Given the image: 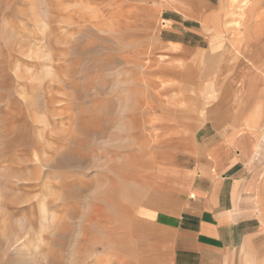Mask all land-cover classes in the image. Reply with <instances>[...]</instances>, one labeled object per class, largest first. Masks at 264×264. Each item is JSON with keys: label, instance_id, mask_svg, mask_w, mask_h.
Masks as SVG:
<instances>
[{"label": "rangeland", "instance_id": "374dc122", "mask_svg": "<svg viewBox=\"0 0 264 264\" xmlns=\"http://www.w3.org/2000/svg\"><path fill=\"white\" fill-rule=\"evenodd\" d=\"M243 10L254 42L264 0H0V264H74L82 238L85 264H172L212 144L231 153L222 170L237 162V215L250 217L232 264H264V103L258 121L237 117L264 74L225 44Z\"/></svg>", "mask_w": 264, "mask_h": 264}, {"label": "crops", "instance_id": "0c3cea01", "mask_svg": "<svg viewBox=\"0 0 264 264\" xmlns=\"http://www.w3.org/2000/svg\"><path fill=\"white\" fill-rule=\"evenodd\" d=\"M212 144L205 154V163L195 170L189 200L184 202L176 238L173 243L172 264H232L237 246L231 237L238 234V216L235 195L240 193L241 179L232 171L231 153ZM218 156H228L218 160ZM246 217V218H245ZM237 232V234H236Z\"/></svg>", "mask_w": 264, "mask_h": 264}, {"label": "bare ground", "instance_id": "6f19581e", "mask_svg": "<svg viewBox=\"0 0 264 264\" xmlns=\"http://www.w3.org/2000/svg\"><path fill=\"white\" fill-rule=\"evenodd\" d=\"M109 5V4H108ZM248 11H250V8L248 9ZM227 14V13H226ZM224 15V14H223ZM238 18L237 19H235V22H234V24H235V26L233 25V27H234V33H233V35H232V37L230 38V39H227V42H225V44L227 43L228 45V48L227 49H229V50H227V51H232V52H234V53H236V54H241V56H242V59L240 60V62L238 63V66H240L242 63H243V65L245 66V64L244 63H246V61L247 62H249L250 63V66L252 67V66H254V68L256 69V73H257V75H256V77H259V73H258V71H261L263 74H264V45H261L260 44V42H261V40H263L264 39V36H262L261 35V32H260V24H258L257 22L255 23V25H254V27H253V34H254V36H255V41L253 42V40H251V38H250V32H251V27L249 26V19H248V17H247V14H246V11H242V12H239L238 14ZM264 16V14L263 13H257L256 12V14H255V18L256 19H258V18H261V17H263ZM83 18V17H82ZM92 24V23H91ZM215 26V25H214ZM218 29H219V31H218ZM231 29H232V27H231ZM214 30V29H213ZM221 31H223V27H220V28H217V27H215V32H221ZM231 32V31H230ZM91 42V41H90ZM208 43H209V51H214V49H218L219 47H220V45L222 44L221 42H220V40H219V38L218 37H216L214 34L213 35H211L210 37H209V40H208ZM221 43V44H220ZM92 49V48H91ZM94 49V48H93ZM231 52V53H232ZM248 52V53H247ZM227 53V55H228V52H226ZM226 53L225 54H223V55H226ZM230 53V52H229ZM190 54V53H189ZM238 55H236V56H238ZM234 56V55H233ZM248 56V57H247ZM231 57V56H230ZM189 58V57H188ZM196 58V57H195ZM198 59V58H197ZM236 59V58H235ZM243 59H246V61L244 62L243 61ZM64 60H66L65 58H64ZM102 60V59H101ZM202 60V59H201ZM201 62V61H200ZM258 64V65H257ZM182 65V64H181ZM180 65V66H181ZM195 66V65H194ZM242 66V65H241ZM240 66V67H241ZM66 67H68L67 65H66ZM235 67V66H234ZM67 69V68H66ZM254 69V70H255ZM197 70V69H196ZM226 70V69H225ZM125 71V70H124ZM181 71V70H180ZM179 71V72H180ZM183 71V70H182ZM66 72V71H65ZM244 73V71H242V74ZM255 73V74H256ZM119 74H121V73H119ZM125 74V73H124ZM186 75H188V74H186V71H184V74H183V76L184 77H186ZM233 75H235L234 73H233ZM121 76V75H120ZM194 76V75H193ZM243 76V75H242ZM241 75H240V77L241 78H244L245 76H243L242 77ZM136 77V76H135ZM98 79H99V81H100V76H98L97 77ZM122 78V77H121ZM63 79V78H62ZM136 79L137 78H135V82H136ZM143 79V78H142ZM141 79V80H142ZM249 79H251V78H249ZM253 79V78H252ZM140 80V79H139ZM232 80V79H231ZM246 80V78H244V80H241V82H242V85L243 86H245L246 84H247V86L250 84V83H252V85H250L251 87H250V90H252V92H254V88H256V85H257V82L255 81V83H253V81L252 80H249L248 81V83L245 81ZM264 80V79H263ZM246 83V84H245ZM99 84V83H98ZM138 84V83H137ZM80 85V84H79ZM132 85V84H131ZM133 85H135V84H133ZM35 86V85H34ZM130 86V85H129ZM137 86V85H136ZM166 86V85H165ZM135 87V86H134ZM133 87V88H134ZM258 87V86H257ZM138 88L139 87H135V89H137L138 90ZM120 89V88H119ZM132 90V89H131ZM133 91H135L134 89L132 90V93H134ZM142 91V90H141ZM257 91V90H256ZM57 92V91H56ZM61 93V92H60ZM62 93H63V91H62ZM94 93V92H93ZM108 93V92H107ZM114 93V92H113ZM142 93V92H141ZM246 93V92H245ZM244 93V94H245ZM18 94V93H17ZM121 94H122V91H121ZM121 94H120V96H117V100H120L119 98L121 97ZM134 94H137V91H135V93ZM133 94V95H134ZM179 94V93H178ZM243 94V93H242ZM257 94H258V101L255 103V105H253V108H251V110H250V112H249V114L248 113H246V111H245V109H244V111H238V116L237 117H239V119H241V118H243V119H246L247 117V115H248V117H249V119L250 120H254V121H258L259 119H260V117L262 116V112H263V103H264V93L263 92H259L258 93V91H257ZM19 95H21V94H19ZM23 95V94H22ZM119 95V94H118ZM116 96V95H115ZM123 96V95H122ZM239 96H241V95H239ZM105 97H107V96H105ZM131 97H132V95H131ZM145 97V96H144ZM70 98V97H69ZM249 98V97H248ZM73 99V98H72ZM72 99H70V100H72ZM177 99H178V97H177ZM184 99V98H183ZM69 100V101H70ZM139 100V97H138V99L136 98V96H134L133 97V106H132V108H131V126H133V128H135V131L133 132V130H132V134H133V140H135V139H137L138 137H137V132H136V129H137V126H138V124H139V111H138V104H137V101ZM173 100V99H172ZM140 101V100H139ZM176 101H179V100H176ZM175 101V102H176ZM71 103V102H70ZM101 103H103V101L101 102ZM178 103V102H177ZM35 104V103H34ZM44 104V103H43ZM42 104V105H43ZM105 104V103H104ZM200 104V103H199ZM78 105V104H77ZM79 106H80V104H79ZM82 106V105H81ZM6 107V106H5ZM44 107V106H43ZM148 107V106H147ZM45 108V107H44ZM53 109H54V107H52ZM56 108V107H55ZM73 108V107H72ZM71 108V109H72ZM75 109V108H74ZM73 109V110H74ZM77 109V108H76ZM82 110V109H81ZM88 110V109H87ZM144 110V109H143ZM149 110V109H148ZM54 111V110H53ZM75 111V110H74ZM145 111V110H144ZM76 112V111H75ZM143 112V111H142ZM54 113V112H53ZM74 113V112H73ZM234 113V112H233ZM44 114V113H43ZM142 114V113H141ZM38 115V114H37ZM76 116H77V114H76ZM40 117V116H39ZM45 118V117H44ZM74 118H75V116H74ZM41 119V118H40ZM96 120L98 119V118H95ZM37 120H39V119H37ZM43 120V119H42ZM76 120V119H75ZM75 120H74V122H75ZM61 121V120H60ZM44 122V121H43ZM94 123H95V121H94ZM92 124V125H94V128H97L98 127V124L96 123V124ZM149 124V123H148ZM76 125V124H75ZM246 125V124H245ZM47 126V125H46ZM155 126V125H154ZM62 127V126H61ZM76 127V126H75ZM73 128H74V126H73ZM251 128V127H250ZM43 129H44V127H43ZM129 129V128H128ZM153 130V129H152ZM40 132H42L41 130H40ZM39 134H41V133H39ZM39 134H37V135H39ZM71 134V133H70ZM151 134H152V132H151ZM90 135V134H89ZM157 135V134H156ZM156 135H155V137H156ZM168 135V134H167ZM41 136V135H40ZM167 137V136H166ZM69 138V137H68ZM149 138V137H148ZM157 138V137H156ZM128 139V138H127ZM153 139V138H152ZM132 140V139H131ZM143 140V139H142ZM149 140V139H148ZM69 141V140H68ZM67 141V142H68ZM137 141V140H136ZM136 141H135V143H136ZM71 142V141H70ZM142 142V141H141ZM166 142V141H165ZM69 143V142H68ZM94 143V142H93ZM92 143V144H93ZM148 144V143H147ZM69 145V144H68ZM146 145V144H145ZM144 145V146H145ZM112 146V145H111ZM117 146V145H116ZM70 147V146H69ZM147 147V146H146ZM100 150V149H99ZM104 150V149H103ZM105 151V150H104ZM100 157V156H99ZM152 158V157H151ZM155 158V157H154ZM166 158V157H165ZM32 159V158H31ZM153 159V158H152ZM160 159V158H159ZM158 159V160H159ZM37 160V159H36ZM161 160V159H160ZM32 161H34V160H32ZM37 161H41V159L40 160H37ZM160 162V161H159ZM40 163V162H39ZM41 163H42V161H41ZM158 163V162H157ZM171 164V163H170ZM169 164V165H170ZM18 165V164H17ZM37 167H39V166H37ZM156 170V169H155ZM46 171V170H45ZM44 171V172H45ZM71 176V175H70ZM35 177H37L36 175H35ZM67 177V176H66ZM105 177V176H104ZM107 179V178H106ZM37 180V179H36ZM32 181V180H31ZM40 181V180H39ZM24 182V181H23ZM10 184V183H9ZM44 186V185H43ZM83 188V187H82ZM42 202V201H41ZM101 202V201H100ZM152 202V201H151ZM158 202V201H157ZM169 203V202H168ZM153 204H155V203H153ZM167 204V202L165 203L164 202V200H163V207L161 208V209H159L158 210V212L157 213H163L164 214V212L165 213H167L168 215H170V209H169V207H168V205H166ZM170 205V204H169ZM161 206V205H160ZM155 207V206H154ZM159 207V206H158ZM86 210V209H85ZM151 216V215H150ZM137 217V216H136ZM158 219V218H157ZM153 221V220H152ZM155 223V222H154ZM157 223V222H156ZM155 232V231H154ZM87 233V232H86ZM86 241V238H82L81 239V243L78 245V247H77V257H78V259H80V257H82L83 256V254H84V243L83 242H85ZM152 256L151 254H148V256ZM149 256V257H150ZM137 258H138V260H139V264H141V262H142V259L139 257V256H137ZM78 259H76L75 261H74V264H85V262L84 261H82V262H80ZM117 259H118V257H117ZM117 259H116V264H129L127 261H121V262H117ZM146 259H150V258H147L146 257ZM106 263V262H105ZM146 263V262H145ZM134 264H137V263H134ZM148 264H152V260H149V262H148Z\"/></svg>", "mask_w": 264, "mask_h": 264}]
</instances>
